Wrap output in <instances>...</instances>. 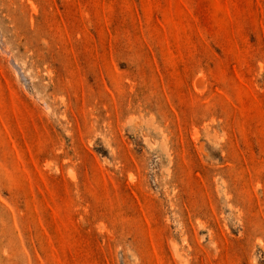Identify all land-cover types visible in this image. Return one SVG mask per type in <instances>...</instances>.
<instances>
[{
  "label": "rangeland",
  "instance_id": "1",
  "mask_svg": "<svg viewBox=\"0 0 264 264\" xmlns=\"http://www.w3.org/2000/svg\"><path fill=\"white\" fill-rule=\"evenodd\" d=\"M0 264H264V0H0Z\"/></svg>",
  "mask_w": 264,
  "mask_h": 264
}]
</instances>
